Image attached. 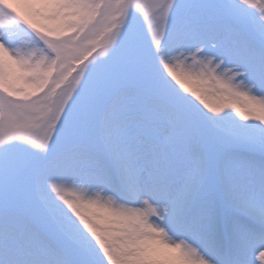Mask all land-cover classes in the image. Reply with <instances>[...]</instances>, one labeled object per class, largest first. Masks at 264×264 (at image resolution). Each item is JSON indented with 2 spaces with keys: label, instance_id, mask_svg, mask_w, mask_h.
Instances as JSON below:
<instances>
[{
  "label": "snow or ice",
  "instance_id": "obj_1",
  "mask_svg": "<svg viewBox=\"0 0 264 264\" xmlns=\"http://www.w3.org/2000/svg\"><path fill=\"white\" fill-rule=\"evenodd\" d=\"M0 264H264V0H0Z\"/></svg>",
  "mask_w": 264,
  "mask_h": 264
}]
</instances>
